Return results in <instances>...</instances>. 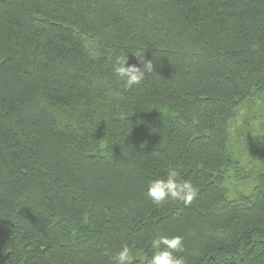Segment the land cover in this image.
I'll return each instance as SVG.
<instances>
[{"label":"trees","instance_id":"1","mask_svg":"<svg viewBox=\"0 0 264 264\" xmlns=\"http://www.w3.org/2000/svg\"><path fill=\"white\" fill-rule=\"evenodd\" d=\"M136 53L153 72L125 89L113 68ZM257 99L264 0H0V264H112L125 244L147 264L157 233L186 264H264V173L236 199L225 177ZM169 166L191 205L147 196Z\"/></svg>","mask_w":264,"mask_h":264},{"label":"clouds","instance_id":"2","mask_svg":"<svg viewBox=\"0 0 264 264\" xmlns=\"http://www.w3.org/2000/svg\"><path fill=\"white\" fill-rule=\"evenodd\" d=\"M136 54L142 61L143 67L129 65L127 55L117 58L113 68L114 75L123 81L125 89H132L141 84L146 74L153 72V61H144L143 54ZM146 194L158 206L169 200L182 202L187 206L197 198L199 189L190 180L182 179L178 168L169 166L164 170L163 175L149 181ZM148 243L152 255L147 260V264H186L183 256L176 255L185 250L183 236L157 233L150 237ZM135 258L132 249L125 244L110 257V260L112 264H131Z\"/></svg>","mask_w":264,"mask_h":264},{"label":"rangeland","instance_id":"3","mask_svg":"<svg viewBox=\"0 0 264 264\" xmlns=\"http://www.w3.org/2000/svg\"><path fill=\"white\" fill-rule=\"evenodd\" d=\"M260 101L261 99H257L256 102L244 105L231 122V148L238 159V168L227 170L225 173L226 187L231 199H236L242 194H251L258 184L257 177L264 173L262 161L255 157L252 149L248 150L250 143L242 136L248 132L243 128L244 118L249 120L254 117L253 120H250L254 127H258L262 117L264 119L263 111L260 110L264 109V104Z\"/></svg>","mask_w":264,"mask_h":264}]
</instances>
